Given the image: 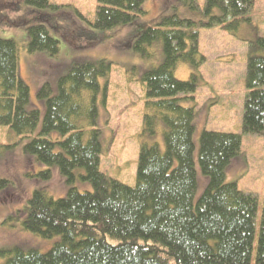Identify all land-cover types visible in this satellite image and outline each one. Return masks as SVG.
Here are the masks:
<instances>
[{
  "label": "trees",
  "instance_id": "trees-1",
  "mask_svg": "<svg viewBox=\"0 0 264 264\" xmlns=\"http://www.w3.org/2000/svg\"><path fill=\"white\" fill-rule=\"evenodd\" d=\"M185 1L197 7L194 0ZM255 1L205 0L207 21L201 26L229 23L238 28L250 20ZM0 7L30 14L4 21L26 28L30 53H59L60 40L50 30L57 32L54 20L70 14L61 5L50 0H0ZM75 12L92 27L108 30L133 23L146 11L143 0H98L93 21ZM141 33L137 48L145 50L160 41L164 59L143 77L148 112L134 186L101 170L97 102L100 78L110 73L112 63L105 59L74 63L58 79L55 94L45 82L38 90L46 104L38 129L41 110L29 108L30 87L20 75L17 41L0 38V126L26 137L35 133L25 151L47 166H58L71 185L67 196L60 198L35 189L25 210L10 219L21 220L24 229L44 238L61 239L47 252L18 246L6 250L5 264H264V208L258 228L257 196L241 190L236 181H226L243 135H264V55H258L264 52V37L249 51L242 133L206 129L201 133L199 164L209 181L195 202L196 93L204 83L201 67L206 62L197 23L174 15ZM181 62L190 66L187 80L176 77ZM106 97L105 88L104 103ZM159 121L165 126L164 149L147 140L157 133ZM53 132L62 136L52 138ZM78 168L84 169L80 177L92 184V190L80 192L74 185ZM39 175L50 179L51 169ZM8 182L0 179V186Z\"/></svg>",
  "mask_w": 264,
  "mask_h": 264
},
{
  "label": "rangeland",
  "instance_id": "rangeland-1",
  "mask_svg": "<svg viewBox=\"0 0 264 264\" xmlns=\"http://www.w3.org/2000/svg\"><path fill=\"white\" fill-rule=\"evenodd\" d=\"M12 0H5L9 3ZM17 1V0H14ZM61 5L70 14H62L54 20L57 32L51 35L60 40V51L51 55L47 51H28V32L25 27H13L4 23L16 16L29 17L23 12L14 13L10 8L0 7V38L14 39L19 49L20 75L30 87L29 108L41 110L40 125L45 114V101L38 97L39 88L50 82L54 94L58 92V79L66 75L76 62L105 59L110 61L111 71L100 78L102 91L98 96V127L101 130V170L129 185L137 183V168L142 141L144 115L148 112L144 74L158 67L164 59L160 41L145 50L137 48L139 37L149 26H155L163 19L178 16L197 23L200 33V52L206 57L201 67L204 83L196 93L197 115L194 133V161L198 178L195 202L204 192L209 178L202 173L199 164L200 136L203 130L242 133L246 86L247 61L251 46H258V38L264 37V0H256L248 14L249 21H242L238 28L217 25L213 28L201 26L207 21L203 14L205 0H143L146 11L135 22L119 25L108 30H98L82 20L75 9L89 21L96 15L98 0H50ZM5 12V16L1 13ZM54 30V29H53ZM92 33V37H88ZM258 51H256L257 53ZM149 54V55H148ZM146 55V56H145ZM258 55H264L259 51ZM176 77L190 78L188 63L181 62ZM107 92L106 102L103 97ZM191 102L183 101L190 106ZM163 122L155 135L148 136L151 143L157 142L164 149ZM35 135L21 136L7 126H0V179H8L0 186V264H5L6 250L16 246L47 252L61 239L60 236L44 238L24 229L21 220L11 215L25 210L28 200L37 188L45 189L55 198L65 197L70 184L58 166H47L25 151V145ZM62 136L53 132L52 138ZM239 161V164H238ZM226 176L227 182L238 183V187L257 196L259 211L257 226H260L264 208V135L244 134L240 154L232 160ZM234 167V168H233ZM51 169L52 176L46 179L40 172ZM233 169V170H232ZM74 185L80 192L92 190V184L84 181L75 171ZM11 183V185H10ZM10 185V186H9ZM9 216V217H8Z\"/></svg>",
  "mask_w": 264,
  "mask_h": 264
}]
</instances>
